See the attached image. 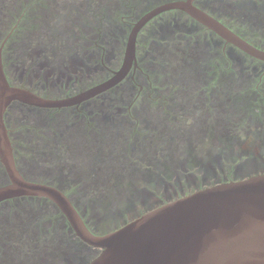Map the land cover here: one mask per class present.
<instances>
[{"label":"rangeland","instance_id":"1","mask_svg":"<svg viewBox=\"0 0 264 264\" xmlns=\"http://www.w3.org/2000/svg\"><path fill=\"white\" fill-rule=\"evenodd\" d=\"M151 1H154V6H156L155 3L157 5L161 3L156 0H138L136 1L137 3L134 4L137 6L135 11L129 13L124 11L126 10V7L123 8L124 10L118 18V21L114 22L106 21L105 19L107 18H100L99 20L91 18L90 14L93 6L89 5V1L87 0H57L59 4L57 3L58 6L56 7L58 9H61V7L64 6L67 8V5L69 8L70 2L72 3L71 7L74 8V13L64 11L65 17L67 18H61L63 16L62 11L54 10L50 12L51 9L55 8L53 0L52 3L49 1H43V3L46 2V4L50 3L49 5L51 6V9L47 7L48 10L46 12L50 13L48 16L45 15L44 17L42 16L43 14L38 13L37 15L36 13L34 14L30 12L33 11L32 7L37 6L38 1H34L36 3L35 6H32L31 4L26 5L28 2H23L24 4L18 3L17 11L23 9L25 13L20 21H18V17L15 19L12 16L0 20V41H4L8 31L12 29L15 24H18L16 29H13L14 31L10 34V38L4 48V61L9 79L12 82L16 81L17 84L25 83L32 88H36V90H42L44 92H52V89H54L52 86L57 89H63L67 88L68 84L69 87H71L74 83V86L76 87L79 84L86 82L89 75L88 79L94 81L102 75V71L99 69H95L90 74V67L95 68L97 66V59L93 57L91 59L92 61H89L87 58L86 62H84L82 54L85 52L89 57H92V55L96 56L98 51L101 52L103 50V53L106 55L107 66L110 68L120 66L123 63L126 40L132 26L131 23L136 21L139 16L143 15L153 7V4L151 5L150 3ZM262 2V0H198L197 4L212 10L216 15L227 21L235 29L246 33L249 38L255 42L263 44L264 36L261 35V33L264 34V19H261L262 13L260 14ZM105 3L109 9L107 10V7H105V10L101 9V11L104 10V13H113L112 11H115L114 5L110 3L108 4V2ZM85 9H87L88 13L85 15V18L82 16L77 17L76 13H83L85 12ZM80 10L83 12H79ZM126 13L127 15H125ZM122 17H124L126 21H123ZM167 20L172 22H169V24L167 22L161 24L162 21L165 22ZM176 20L180 21L178 22ZM183 22L186 25L192 26H189V29L203 30V28L193 22L187 17V15H182L179 11H169L158 16L146 26L138 49L140 63L143 67L146 68L147 66L150 68L151 65L148 64V62L151 61L150 57H152L154 51L160 47V43L164 41L163 38L168 36L169 39L172 38L171 31L173 32V39L180 41L179 37L182 36V34L186 36V38L182 39V42L184 43L179 42L178 45L182 58L180 56L177 58L175 55L170 54L169 50L171 48L166 47V59L169 62L179 63L177 66L168 65V69H174L176 71L180 69L178 70L180 73L179 75L170 77V80L163 77V81L164 79L165 81L163 82L164 85L161 86V89L166 87V84L169 86H175L177 90L172 91L173 93L179 94L182 92L191 93V90L193 91V85L190 81L187 80L186 84L189 83L191 86L188 84V86L183 85V82H185V79L188 77L184 73L190 72V78H194L192 72H194L195 69L189 67L192 63V58L195 65L198 66V68L200 66V69L202 68L206 72L210 71L212 61L227 62L229 60L226 61L225 56V59L222 58L223 56H218L221 53V48H215V46H213L214 44L205 43L206 40L209 41V35L206 36L204 33L201 35L199 33L198 35V33L182 32L181 29L185 28L182 25ZM155 28L157 31H148V29L156 30ZM38 30H40L39 34L34 33ZM96 31L101 34L100 39L103 38L102 44L105 49H95L96 42L98 41ZM178 35L180 36L176 37ZM208 45H212L215 49L207 50L204 46ZM183 48L186 53L183 51ZM236 52V55H233L232 57L234 58L232 61L245 63L257 62L243 53ZM74 59H77V61L73 62ZM182 62H189V66H186V64L182 66ZM201 63L204 64L203 67H201ZM65 68L70 70L74 69V73L79 71V75L74 79L75 82H67L65 78L62 80L61 71H64ZM22 70H24V73ZM216 70L214 72H217ZM156 73L157 71L154 72L153 75H156ZM201 73L204 72L201 70ZM22 74L28 75L29 78L26 79ZM156 76H154V78H158V76ZM83 77L86 79L82 81ZM212 78L213 80L216 79V82H218L223 78V75L220 73L217 75L215 73V76L213 75ZM61 81L63 82L62 84L59 83ZM57 83L58 85H56ZM156 83L160 84V81H156ZM242 84L241 81H238V78H234L232 83L233 90H242L244 85ZM187 87L189 88L188 90ZM124 88L126 87L124 86ZM124 88L120 90V93L127 95L137 92V89L132 87H129L131 90L129 89L128 91H125ZM115 92L117 91L115 90ZM160 92L165 94V91L161 90ZM211 92L210 98H212ZM238 93L240 94L241 92ZM116 105L117 103L115 102H111L110 107L103 105L99 107L95 114V130H99V128L104 126L106 134L109 138H112L109 140V144L100 143L99 145V139H94V144L89 142L92 146H82L73 151V153L77 154L80 158L77 161H74V158L73 160H70L69 158L66 161L64 159L65 154L63 150H56L54 153L55 149L59 148L61 145L57 144L54 139L52 140V131L57 128L59 129L56 131H65L67 130L65 129L67 128L66 126L74 125V121L78 122V118L74 117L72 119V113L67 110L62 114H57L60 111H52V109H41V112L34 110L32 112H25V115H23L24 125L27 126L28 121L30 119L32 120V123L30 124L33 125L34 128L27 131L32 135L35 133V136L39 141H37V143H32V146H35L34 148H36L37 145H40L32 153L25 156L22 152L24 149L18 150L19 162L22 163L21 169L28 178L49 180L52 179V177H59V175H61L59 178L62 179L60 181H63L62 183L67 194L82 211L89 225L99 234L110 231L115 225H119L121 220H127L131 215L135 214V212L144 210L147 208L146 206L149 205L150 199H141L138 196L130 197L131 191L127 188L130 183L132 186L137 185L144 189L148 188L152 192L157 191L155 186L157 187L158 185L160 192L163 193V185L165 182L161 180L162 178H160V175L151 177L146 176L145 172L154 169H162L169 172L170 169L176 171L178 168L177 163L176 166L174 165L175 162L170 163L168 161V151L166 152L164 149L165 147H168L169 143V139L166 140V137L163 141L156 139L154 142L152 141V143H148L147 141V143L139 144L138 142L136 147L130 146L129 149L123 148L120 143L115 142V137L120 135H117L115 132H120L121 126H119L113 119H107L106 116L110 109L117 110V107H115ZM191 105H194V103L189 100L185 107ZM25 108L27 107L22 105V102L14 101L7 114V122L15 136L19 133L18 128L21 126L20 117L22 115H20L19 111H26L27 109ZM86 108L92 109L94 106L91 104ZM198 108L204 109L205 111L208 110V106L205 102L203 103V100L201 99L200 106L196 104V109ZM219 109H224V107ZM122 110L124 109L122 108ZM247 112H254L258 114V116H247ZM240 113L245 114L240 116ZM229 115L232 116V123L230 124L233 137L232 141H237L238 144H243L251 134H254L256 138L248 140V143L246 142V150L240 145L237 146V149L236 145L232 143L233 149L228 151L227 158L223 159L222 157L220 166H215L216 168L208 171V175L211 176L212 180L215 178L213 172L217 175H223L225 172L229 171L228 174L230 176H246L251 171L261 172L264 170V161L262 159L264 157V110L260 108L257 102L251 103L249 99H244L239 97V95L234 94L231 101ZM129 116L130 115L127 113L117 114L119 121H124L125 119L130 121L131 119ZM223 116H225L223 112H217V116H213V122L209 121L210 118L207 119V123L212 122L209 126L212 131L219 128V121H224L225 117ZM252 119H257L259 121L254 122L255 120L252 121ZM77 125L82 126L81 123H77ZM137 126L138 125L135 124L127 126L126 135H129L127 137L128 140L131 139V136L133 137L137 132H140V129H137ZM195 127L200 130V133L197 135H200L202 139L196 137L194 138V141L201 139V143H204L205 145L203 144L204 147L197 148V150H195V148L191 153L194 152L200 158H207L209 155L213 154L214 156V154L219 153H221L220 155L222 156L224 151L219 147V134L211 136L210 133L212 132L210 129L203 130L204 127L202 122L198 123ZM253 127H255L254 131L252 130ZM79 129L82 130V128ZM122 134L124 135L123 132ZM175 134L176 132L170 133V136H175ZM188 134H190V131ZM123 135H121V137H123ZM137 137H141V141L147 140L144 137V132H142L141 135L138 134ZM259 139L261 140V144ZM183 143L185 145L190 144V140L183 139ZM199 144L197 147H199ZM43 149H48L49 153H45L42 151ZM239 152L241 153L240 155H242L241 157L238 156ZM254 161H256L255 164ZM215 163L217 164V162ZM200 165L201 161L198 163L194 162L192 165L193 169L187 166L186 168H188V170L180 171V169L177 171L178 173H181L182 181L186 183L184 175L190 172L199 176L198 179H200L203 174H205V169L200 170ZM179 167L181 166L179 165ZM158 173H160V171H158ZM63 174L68 175V177L66 175L62 176ZM138 174L139 178L136 177ZM132 175L133 178L135 177L138 180H133V178L130 177ZM125 176L128 177V179L125 178ZM164 177L166 178L165 175ZM6 181V173L0 165V184H4ZM79 186H86V188L88 186L89 191L82 194L78 190ZM95 189L102 190L96 194ZM127 192L129 196L126 194ZM129 201H131V203H129Z\"/></svg>","mask_w":264,"mask_h":264},{"label":"flooded vegetation","instance_id":"2","mask_svg":"<svg viewBox=\"0 0 264 264\" xmlns=\"http://www.w3.org/2000/svg\"><path fill=\"white\" fill-rule=\"evenodd\" d=\"M34 1H38V4L36 7H32L33 11H30V12L34 13V14L36 13L37 15H38V13L43 14L42 15L43 17L45 15L48 16V14L54 10L63 12V16L61 18H67V17H65L64 11L74 13V8L71 7L72 6L71 2H70L69 8L67 5V8H65V6H64V7H61V9L60 8L58 9L56 6H58L59 3L57 2V0H53L55 8L51 9V6L49 5L50 3L46 4V2L43 3V1H49L52 3V0H28V1H26V0H0V20L5 19L8 16H12L15 19L18 17L19 18L18 21H20L21 17H23L25 15V13H24L23 9H21L20 11H17L18 3L24 4L23 2H28V3H26V5L31 4L32 6H35L36 3ZM87 1H89V5L93 6V8L91 9L92 10L91 14H90L91 18L96 19V20H99L100 18H102V19L107 18V20L114 22V21H118V18L121 16L122 11L124 10L123 8L126 7L125 8L126 10H124V11L129 12V13H132L133 11H135L137 9V6L134 4H136L137 3L136 1H138V0H87ZM90 1L92 2V4ZM156 1H160L161 3H164V2H167L170 0H156ZM197 1L198 0H195L194 3L198 7L204 9L205 11H207V12L211 13L212 15H214L215 17H217L219 20H221L226 25H228L231 29H233L237 34H239L241 37H243L244 39H246L247 41H249L253 45H255L261 49H264V43L260 44V43L255 42L254 40L250 39L246 33L235 29L231 24H229L227 21L223 20L220 16L216 15L212 10H209L207 7H204V6H201L200 4H197ZM262 1L263 2L261 4L262 7L260 8V14L262 13L261 19L263 20L264 19V4H263L264 0H262ZM105 2H108V4L110 3V4L114 5L115 11H112L113 13H104L103 12L105 10L104 9L105 7H107V10L109 9V7L106 5ZM40 3H42V4H40ZM150 3H151V5L153 4L152 6L154 7V1H151ZM155 5H157V4L155 3ZM47 7H49L51 9V11L48 13H46L48 10ZM44 8H45V10H44ZM101 9H104V10L101 11ZM84 11L85 12H83L81 10L79 11V12H83V13L77 12L76 13L77 17L82 16L85 18V15L88 13H87V9H85ZM169 11H179V13H181L182 15L183 14L187 15V17H189L193 22H195L201 28H203L202 31L197 30V29H192V28L189 29L188 27L189 26L192 27V26L186 25L183 22L182 25L185 27L184 29H186V30L181 29L182 32L186 31L187 33L188 32L189 33H198V35H199V33H200V35L202 33H204L206 36L209 35L210 39H209V41L206 40L205 43L214 44L213 46H215V48L216 47L221 48L220 49L221 53L218 56H223L222 57L223 59H225L224 58V56H225L226 61L229 59L227 62L212 61V67H211L210 71H208V72L204 71L202 68L200 69V66L198 68V66L195 65L193 58H192V63L190 66H189V62H187V63L182 62V64H181L182 66H184V64H186V66H189L190 68L195 69V71L192 72L193 77H194V78H192L193 80L190 78V72L184 73L188 77L185 79L186 81L183 82V85H186V86L190 85L191 86V84H192L193 85V87H192L193 91L191 90V93H186V92H182L180 94L179 93H173V91L177 90L176 87L175 86H169L168 84H166V87L161 89V86L164 85L163 82L165 81V79L170 80V77H173L175 75H179V73H180L178 71L180 69H178L177 71L174 69H168V67H167L168 65L177 66L179 63L178 62H169L166 59V52H167L166 47L171 48V49L169 48L170 54L175 55L177 58L179 56L182 58V56L180 55V48L178 45H179V42L184 43V42H182L183 41L182 39L186 38V36L184 34H182V36H180L181 34L176 36V37L180 36L179 37L180 41L173 39V32L172 31H171V33H172L171 37L172 38L169 39L168 38L169 36L166 38H163L164 41H162L160 43V47L157 48V50L154 51V55H152V57H150L151 61L148 62V64L151 65L150 68L147 66L145 68L140 63V58L138 56V49L140 46V41H141L142 34L144 32V29L155 18L166 13V12H163V13L159 14L158 16L154 17L152 20H150L140 30L139 35H138V39H137L138 64L134 65L132 67L130 73L128 74V76L121 83L116 85L115 87H113V88L107 90L106 92H103L97 96H94V97H92L86 101H83L80 104H76V105L68 106V107L45 108V107H39V106H34V105L22 103V105H25V107H27V108H25L27 110L26 111L25 110L19 111L20 115H22V116L20 117L21 126L18 128L19 133L17 134V136H15L13 130L9 127V124L7 122V114L10 110V107L13 105V103L8 107V110L6 112V123H7V126L9 128V133H10V137H11V140L13 143L16 163H17L19 170L22 167L21 166L22 163L19 162L18 150L24 149L22 152H23V155L25 156L27 154L32 153L40 145V144L37 145L36 148H34L35 146H32V143H34V142L37 143L38 139L36 138L35 133H33V135H32L27 130H32L34 127L25 126L24 121H23V115H25V112H32L33 110L34 111H40V112H41V109H52V111L53 110H59L60 112L57 114H60V113L62 114L63 112H65L67 110V111H70L72 113V119L74 117L78 118V122L74 121V125L66 126L67 128H65V129H67V130H65V131H56L59 128L52 131V140L54 139L57 144L61 145L59 148L55 149L54 153L56 152V150H58V151L63 150V152L65 154L64 159L66 161L69 158H70V160H73V158H74V161H77L78 159H80L77 154L73 153V151L81 148L82 146H85V147L86 146L88 147L89 145L92 146L91 144H94V139H99V145H100V143L109 144V140L112 138L108 137V135L106 134L104 126L99 128V130H95V121H96L95 120V114H96L97 110L99 109V107H101L103 105H107L110 107L111 102L117 103V105L115 106V107H117V110L116 109H114V110L110 109L111 112L110 111L108 112V115L106 116V118L107 119L108 118L113 119L116 123H118L119 126H121V131L115 132V133H117V135L120 134L118 137H115V142L120 143L121 146H123V148L129 149L130 146L136 147L138 142H139V144H144V143H147V141H148V143L149 142L152 143V141L154 142V140H156V139H160V141L161 140L163 141V139H165V137H166V140L169 139L168 147H165L164 149L166 150V152L168 151L167 152V154H168L167 158H169L168 161L170 163L175 162L174 165H176V163H177V165H178V166L176 165L178 167L177 170L172 171L170 169L171 173H170V171L168 172V171H165L162 169L161 170L154 169L155 171L154 170H150V171L147 170L145 172L146 176L155 177V176L160 175V178H162L161 180L165 182L163 185V188H164L163 191L164 192L163 193L160 192V188H158L159 187L158 185H157V187L155 186L157 191L152 192L148 188L144 189V188L138 187L137 185L132 186L130 183L129 186L127 187L131 191L130 197L138 196L141 199H143V198L150 199L149 200L150 203H149V205L146 206L147 208H145L144 210H141V211L139 210V211L135 212V214L131 215L127 220H121L120 224L115 225L110 231L130 222L131 220L141 216L142 214H145L146 212H149V211H151L155 208H158V207H160V206H162L168 202H171V201H174L178 198L187 196V195L192 194V193L199 191L201 189H204V188L216 185V184H220L223 182H228L231 180H239V179L250 177L252 175L264 173V170H262L261 172L251 171L246 176H234V175L230 176L228 174L229 171L225 172L223 175H217V174H215V172H213V176L215 177L213 180H212L211 176L208 175V173H209L208 171L210 169L216 168L215 166H220V161H221L222 157H223V159L227 158L228 153H229L228 151H231L233 149L232 143H234L236 145L237 149H238L237 146L240 145L244 150H246L247 149L246 142L248 143L249 142L248 140L256 138V136L254 134H251L250 135L251 138L249 137L247 139V141L245 143H243L244 145L238 144L237 141H232V138H233L232 133H231L232 129L230 126V124L232 123V120H231L232 116L229 115V111L231 108V101H232V97H234V94L239 95V97H241V98L249 99V101L251 103L257 102L259 104L260 108L262 110H264V60H260L258 58H255V57L251 56L250 54L246 53L245 51H243L242 49H240L239 47L235 46L234 44L228 42L227 40H225L224 38L219 36L216 32L212 31L211 29L207 28L202 23L195 20L193 17H191L185 11L180 10V9H174V10H169ZM169 11H167V12H169ZM125 15H127V13ZM139 17L137 18V20L139 19ZM122 20L126 21L124 19V17H122ZM36 21H38V20H36ZM136 21L131 23L132 26L134 25V23ZM176 21L179 22L180 20H176ZM166 22L169 24V22H172V21H169V20H167L165 22L162 21L161 24L166 23ZM17 26H18V24H15L13 26V28L8 31L6 37L4 38V41H0V45L3 46V64H4L5 73L7 75L9 82L12 85L21 86V87L31 89L34 92L38 93L39 95H42L45 97L65 98L68 96L75 95V94H77V93H79V92H81V91H83V90H85L91 86H94V85L110 78L114 74V72L117 69H119L122 65L121 64L120 66H118L116 68H110L109 66H107L106 65V55H105V53H103V50L101 52L98 51L97 52L98 54L96 56L92 55V57H89L84 52V54H82L84 62H86L87 58L89 59V61H92L91 59L93 57H95L97 59V66L95 68L90 67L91 68L90 74L95 69L96 70L99 69L100 71H102V75L100 77H98L97 79H95L94 81L88 79L90 76L89 75L87 78V81L83 82V83L81 82L82 84H79L78 86H76L77 88L74 86V83L71 87H69V84H68V87L63 88V89L62 88L57 89L54 86H52V88H54V89H52V92H44L42 90H36V88H32L31 86H29L25 83H18L17 84L16 81L12 82L9 79V76H8V73L6 70V66H5V61H4L5 45L8 41V39L10 38V34L16 29ZM158 27H159V25H158ZM148 31H157V29L156 30L148 29ZM34 33L39 34L40 30H38ZM96 33H97L96 37H98V39H97L98 41L96 42V48L95 49H100V48L105 49V47L102 44L103 38L100 39L101 34L97 31H96ZM261 35L264 36L263 33H261ZM169 40H173V41H169ZM126 42H127V40H126ZM187 44H188V42H187ZM187 44H185V45L188 46L189 44L188 45ZM213 46L208 45V46H204V47L207 50H212V49H215V48H213ZM183 51L186 53L184 48H183ZM236 51L251 57L253 60L257 61V62H255L256 64L253 62L245 63V62L232 61L234 59V58H232L233 55H236V53H237ZM155 60H156V62H155ZM76 61H77V59L73 60V62H76ZM78 61H79V59H78ZM100 64H101V67H100ZM203 66H204V64L201 63V67H203ZM71 69H73V68H71ZM73 70L65 68L64 71H61V77L63 78L62 80H64V78H65V80L67 82H75L74 79L79 75V71L77 73H74ZM181 70H182V68H181ZM201 70L204 73H201ZM215 70L217 72H214ZM22 71L24 73V70H22ZM156 71L158 73V74L156 73L158 78H154V76H156V75H153L154 72H156ZM236 72H238V73H236ZM215 73L217 75H219V73L223 75V78H221L218 82H216V79L213 80V78H212L213 75L215 76ZM22 76L25 77L26 79L29 78V76L26 74H22ZM163 77H165L164 81H163ZM234 78H238V81H241L244 84V85L242 84L243 85L242 90H233L232 83H233ZM84 79H86V78L83 77L82 81ZM187 80L190 81L191 84L187 83L188 84L187 85L186 84ZM156 81H160V84H157ZM59 83L62 84L63 82L61 81ZM56 85H58V83ZM124 86L126 88H124ZM157 86H159V87H157ZM129 87L137 89L136 90L137 92L133 93V94H127V95L120 93V90L122 88H124L125 91H128L130 89ZM163 89H165V90H163ZM188 89L189 88L187 87V90ZM115 90L117 92H115ZM161 90L165 91V94L161 93L160 92ZM234 91H235V93H234ZM110 92H112V93H110ZM210 92H211L212 98H210ZM238 92H241V93L239 94ZM55 93H57V94H55ZM205 96H207V97H205ZM200 99L203 100V103L205 102L206 105L208 106V110H206L208 112H206L204 109H201V108L196 109V104H198L200 106ZM189 100L192 101L194 103V105L185 107V105L188 103ZM91 104L94 106V108H92V109L86 108L88 105H91ZM115 107H113V108H115ZM221 107H224V109H219ZM122 108L124 110H122ZM200 111H202V112H200ZM217 112H223L225 115L223 117H225V118H224V121L223 120L219 121L220 122L219 128L214 129V131H212L209 128V126H210V123L213 122V119H214L213 116H215V117L217 116ZM54 113H56V112H54ZM121 113L129 114L130 115L129 118L131 120L129 121L128 119L127 120L125 119L124 121H119L117 114H121ZM244 114L245 113H240L239 115L243 116ZM254 115L258 116V114L254 113V112H247V116H254ZM208 118H210L209 121H212V122L207 123ZM69 119H71V118H69ZM254 120L255 119H252V121H254ZM258 121L259 120L256 119L254 122H258ZM200 122L203 123V127H204L203 130H207V129L211 130V132H212V133H210L211 136H214V135L216 136L219 134V138H218L219 147L221 148V150L224 151L222 156L220 155L221 153H219V154H214V156H213V154L209 155V156H207V158L206 157L200 158L194 152L191 153L195 148H196L195 150H197V148H202L205 145L204 143H201L202 138L200 137V135H197L200 133V130H198L195 127ZM77 123H81L82 126H78ZM131 124L138 125L137 129H140V132H137L133 137L132 136L130 137L131 138L130 140H128L127 137L129 135L128 134L126 135V133H127L126 129H127V126L131 125ZM79 128H82V130H80ZM71 130H73V131H71ZM252 130L254 131L255 127H253ZM189 131H190V134H188ZM122 132L124 133V135L122 134ZM142 132H144V137L147 139V140H145V138H144L145 141H141V137H137V135L138 134L141 135ZM173 132H176V134H175V136L171 137L170 133H173ZM121 135H123V137H121ZM196 137H200L201 139L194 141V138H196ZM183 139L190 140V144L185 145L183 143ZM259 142L261 144L260 139H259ZM198 144H199V147H197ZM143 146H145V145H143ZM118 148H120V147H118ZM42 151L47 153L48 149H43ZM238 154H239L238 155L239 157L242 156V155H240L241 154L240 152ZM55 156H56V154H55ZM262 159L264 161V157ZM199 161H201L200 170L205 169L204 170L205 174H203V176L200 179H198L199 176H197L196 174H193V172H190V173L184 175L186 178V183L184 181H182V175H181V173H178L177 171H179L180 169H181L180 171L188 170V168H186L187 166H189L190 168L193 169V166H192L193 163L194 162L198 163ZM215 162H217V164ZM255 162L256 161H254V164H255ZM0 164L6 173V170L3 166V164L1 163V161H0ZM126 165H128V164H126ZM179 165L181 167H179ZM131 171H132V169H131ZM158 171H160V173H158ZM20 172H21V170H20ZM157 173H158V175H157ZM64 175H66V174H63L62 176H64ZM164 175L166 176V178L164 177ZM6 176H7V181H8L7 173H6ZM60 176L61 175H59V177ZM66 176L68 177V175H66ZM59 177L55 176L49 180H41L39 178H36V179H34V178L30 179L29 178V180L52 184L54 186H57L58 188H60L61 190H63L67 194V191L65 190V187L62 183L63 181H60L62 179ZM130 177L133 178V175ZM136 177L139 178V174L136 175ZM112 178L115 179L114 177H112ZM125 178L128 179V177H126V176H125ZM133 180H138V179H136L134 177ZM88 188H89L88 186H87V188H86V186H79L78 190L83 194V193L89 191ZM101 190L102 189H98V190L95 189L96 194L99 193ZM126 194L129 196L128 192ZM40 199H41V202L43 201L46 204V207H48L49 204H51L55 208V211H54V213L51 212V216L47 215V216H50L49 219H45L43 216H40V217L38 216L37 218H35V220H36L35 223H33L31 221L29 222V226H35L41 231V233L43 232L45 235L48 234L49 238L52 237V241L54 242V244H56V243L61 244L64 247L62 249V252L65 254L71 248L72 244H73V246H75V247L79 246L80 248L82 246L92 247V246L88 245L86 242H84L80 237H78V235L73 230L70 223L68 222L66 216L60 211V209L57 207V205L53 201H51L50 199H48L46 197L20 196V197H14V198L5 200L2 203H0V228H5L7 226L10 229L18 230L19 226L17 223V217L20 216L21 218H24V217H26V219L29 218L26 215L27 207H25V204H28V203L32 204L36 200H40ZM71 200H72V198H71ZM35 203H37V202H35ZM73 203L75 204V206L80 211L83 218L85 219L84 214L79 209L77 204L74 201H73ZM129 203H131V201H129ZM34 207H36V206L33 205L30 208L33 209ZM39 207L40 206H38V208ZM46 207H44V208H46ZM42 208H40V209H42ZM56 211L59 213V215L57 214ZM57 215L62 216L64 221L61 223H56V222H58ZM7 219H10V220L12 219V220L8 221ZM85 221L87 222L88 226L94 232H96L89 225V223L86 219H85ZM61 235H64V238H62ZM6 241H7L6 245H11L10 247H12L15 244L14 238H8ZM19 249H23V247H20ZM96 250L98 252H100V250H98V249H96ZM12 256L14 257V259H17L18 255L17 256L12 255ZM65 258H67V255H65ZM8 262L10 263V261H8ZM86 264H88V263H86Z\"/></svg>","mask_w":264,"mask_h":264},{"label":"water","instance_id":"3","mask_svg":"<svg viewBox=\"0 0 264 264\" xmlns=\"http://www.w3.org/2000/svg\"><path fill=\"white\" fill-rule=\"evenodd\" d=\"M194 1L170 0L141 15L131 27L121 67L110 78L65 98L45 97L12 85L5 73L0 45V161L8 175V181L0 184V203L20 196L46 197L66 216L78 237L92 246L81 249L72 244L65 254L61 244H54L48 234L29 226L38 216L49 219L55 211L51 204L46 207L40 199L32 203L36 206L33 209L31 203L25 204L29 218L17 217L18 230L0 228V264H264V173L201 189L99 234L88 226L63 190L27 179L16 163L6 123L8 107L14 101L45 108L68 107L115 87L138 64L140 30L163 12L183 10L228 42L264 60V49L241 37ZM58 215L56 223L63 222V217ZM8 238L15 240L12 247L6 245ZM12 255H18L17 259Z\"/></svg>","mask_w":264,"mask_h":264},{"label":"trees","instance_id":"4","mask_svg":"<svg viewBox=\"0 0 264 264\" xmlns=\"http://www.w3.org/2000/svg\"><path fill=\"white\" fill-rule=\"evenodd\" d=\"M106 21H108L109 22V20H107V19H105ZM110 22H112V21H110ZM29 123H32V120L30 119L29 121H28ZM29 123H27V126L28 127H33V125H31V124H29ZM10 127V126H9ZM31 148V147H30ZM18 150V149H17ZM1 165V164H0ZM20 170H21V173L27 178V179H29L28 177H27V175L22 171V169L20 168Z\"/></svg>","mask_w":264,"mask_h":264}]
</instances>
